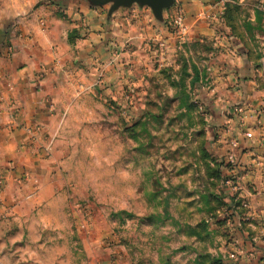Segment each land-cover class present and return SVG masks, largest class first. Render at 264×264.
<instances>
[{"label":"clouds","instance_id":"obj_1","mask_svg":"<svg viewBox=\"0 0 264 264\" xmlns=\"http://www.w3.org/2000/svg\"><path fill=\"white\" fill-rule=\"evenodd\" d=\"M163 3L165 17L133 24L105 22L95 0H0V264H203L206 228L207 250L225 260L229 232L248 242L235 249L244 262L264 252V0ZM197 9L222 48L188 63L211 82L193 90L174 71L144 80L164 107L140 114L137 136L140 122L126 124L140 107L137 63L182 67ZM214 159L231 162L227 187L212 183ZM213 191L231 207L210 195L207 206Z\"/></svg>","mask_w":264,"mask_h":264},{"label":"rangeland","instance_id":"obj_2","mask_svg":"<svg viewBox=\"0 0 264 264\" xmlns=\"http://www.w3.org/2000/svg\"><path fill=\"white\" fill-rule=\"evenodd\" d=\"M197 2H198V0H197ZM111 6H112V4H108L105 6L94 5L92 7V9H94V10L103 9V11L105 12L106 15L108 14V16H110V17L114 16L115 18H117L118 16L120 18L125 17V14L127 17H135V15L139 12L138 13L139 18L136 16L137 18L135 17V19H133V21H135V22H136V19L146 20V15L149 16V14L151 15V18H155L153 11L149 7L141 6L139 4H133L130 7H121L118 10L114 11L112 14H110ZM132 10H134L135 12L132 13L131 12ZM127 11H130V12L127 13ZM167 11H168V9L164 10L163 17L166 16ZM200 11H201L200 9H197L190 16V20H189L190 31L186 35L191 36V40L186 41L183 44V47L185 49H188L189 44H191V52L188 55H183L180 57V59L184 61V64L182 65V67L175 68V69L161 68L159 70L157 64H154L151 68H145V66L141 68V64H137V66L143 72V75L139 78V80L132 83V88H135L136 92L139 93V96L137 97V99L140 100V107L139 108L133 107L132 110L134 112H136L137 115L133 118V120L126 121V124H128L129 126H132L134 124V122H136V121L140 122L139 127L133 128V131L136 133L137 136H139V134L146 131L145 125H146L147 121L145 119H143V117L140 114L141 113H149L152 117H157V116H160L162 114V109L164 107L163 103L158 102V98L154 97L152 99H149L150 93L147 91H143V92L141 91V89L144 87V84H143L144 80H148L149 87H152L153 81H155L157 77L168 78L166 76V73L174 71L177 73H183V75L185 77H188L189 78L188 84L191 86V88L193 90H196L197 85L200 84L201 82H209V83L211 82L208 80L209 71H208L207 67L200 68L197 66V63H191V64L188 63L189 60L191 59V56L192 55H198L199 51L202 48H204L205 51L208 53L206 56H204V59H208L211 56L212 52H214L216 49L222 48V45L215 41L214 37H215V35H217V33H213L210 31V26L206 25L205 17L199 14ZM120 12L123 13V16L119 15ZM220 12H221V15L227 16L229 13L228 6L225 4V9H223V6H222L220 9ZM223 30H224L223 28H220V31H223ZM205 40H211L210 47L206 46L202 43ZM80 42L81 41L78 40L77 44L79 45ZM176 43H179V41H176ZM152 73H154V74H152ZM177 83H179V81H177ZM122 87H123L124 93L129 96V103H131L132 102L131 101V90L128 88L127 85H124ZM155 87L158 88L159 85L157 84V85H155ZM197 94L199 95V93H197ZM145 100H147L148 102L144 103ZM116 101H117V97L113 96L111 98L110 102L112 104H116ZM189 103H192V101H189ZM152 105H156V107L153 108ZM171 119H173V117H169V119L164 122V128H168L171 126V124H170ZM125 130H127V129H125ZM144 143H150V141H139L138 142L140 147H143ZM229 162L230 161H225L224 159H214L213 160L210 167L217 174V180L212 182L214 185L218 182V180H220L219 176H220V174H222L221 171H224L221 168H223V167L227 168L225 164L228 165ZM228 177H229V179H231L232 176L230 177V175L229 176L226 175V177H222V179L225 180ZM225 187H227V184H225ZM146 195L155 196V195H157V193L155 192V190H152V191H149L148 193H146ZM208 195L212 196L215 200L222 202L224 205H228L229 207H231L230 205H232V201H230L226 198L228 195L226 192L213 191V192L208 193L207 195H205L203 197L205 204L209 207L215 208L217 205L212 204L208 201ZM187 203L192 204V203H194V200L189 199L187 201ZM233 218H235V214H233ZM230 234L231 233H228V237H232ZM211 236H212V232L206 228L205 231L197 237V239H199V241L201 242L200 247L202 249H206L203 251V256H205L207 259L203 262V264H249V262H244L241 259V255H238V256H240L239 260H237L235 258L234 254L228 255V259L225 260L224 256L226 255V253L215 252L213 250H207V249H210L212 247V244L210 243V239H209V238H211ZM224 240L222 239V242H220L218 244L219 247H222L225 244L226 247L224 249H227L229 253H233L234 252L232 250L233 248L230 249L229 246L227 245L228 241L230 239L228 238V239H224ZM245 241L246 240H242L243 243ZM207 251H210V252H207Z\"/></svg>","mask_w":264,"mask_h":264},{"label":"crops","instance_id":"obj_3","mask_svg":"<svg viewBox=\"0 0 264 264\" xmlns=\"http://www.w3.org/2000/svg\"><path fill=\"white\" fill-rule=\"evenodd\" d=\"M92 11H98V13H99V16L100 17H102L103 18V20L105 21V22H111V20H113V19H115V17L114 16H108V14L106 15L105 14V12L103 11V9H100V10H94V9H91ZM135 10V9H134ZM134 10H132L131 12L133 13V12H135ZM122 12V11H121ZM119 13V15H121V16H123V13ZM126 12V11H125ZM128 12H130V11H127V13ZM139 13V12H138ZM138 13L135 15V17L137 16L138 18H139V16H138ZM147 14V13H146ZM145 14V15H146ZM136 17V18H137ZM149 16H147L146 15V19L148 18ZM125 17H122L121 19H124ZM0 23H3V21L2 20H0ZM132 23L134 24L135 23V21H133L132 20ZM101 27H103V24L101 25ZM190 28V27H189ZM81 43H86V41H81L79 44H81ZM137 64H141V68L142 67H144V65H143V63L142 62H139L138 61V63ZM157 66H158V69L160 70L161 68H165V67H161L160 66V64L159 63H157ZM241 147H244V154L246 155L247 154V148L245 147V146H241ZM230 163L231 162H229V164L228 165H230ZM225 165H227V164H225ZM224 165V166H225ZM222 170H224V171H222V175H223V177H226V175L227 176H229L230 175V177L232 176V169H231V167H227V168H221ZM229 174V175H228ZM229 178V177H228ZM240 199H244V197H240ZM238 203V202H237ZM231 206V205H230ZM232 222L233 223H235L236 221H235V218H233V220H232ZM229 233H231V232H229ZM232 237L231 238H229L230 240L228 241V246H229V248L230 249H232L233 251H234V255H235V258L238 256V255H241V259L243 260V255L240 253V252H238V251H235V249H237V248H239V247H248V242H242V240H244V239H242V238H240V237H235L234 236V234L233 233H231L230 234ZM224 240V239H223ZM239 241V243H236V241ZM225 241V240H224ZM201 243V242H200ZM226 243V242H225ZM218 247H219V245H218ZM223 248H225L226 246H225V244L222 246ZM253 247H255V244H254V242H253ZM207 252H210V251H207ZM216 252V251H215ZM202 255H203V251H202V253H201ZM247 262H249V264H264V252H259V251H257V254L254 256V259L253 260H250V261H247Z\"/></svg>","mask_w":264,"mask_h":264},{"label":"water","instance_id":"obj_4","mask_svg":"<svg viewBox=\"0 0 264 264\" xmlns=\"http://www.w3.org/2000/svg\"><path fill=\"white\" fill-rule=\"evenodd\" d=\"M108 4H112L110 14L121 7H130L133 4H139L141 6L149 7L155 16L156 12L160 11L161 17L163 18V12L167 9L163 0H95L96 6H105Z\"/></svg>","mask_w":264,"mask_h":264},{"label":"built area","instance_id":"obj_5","mask_svg":"<svg viewBox=\"0 0 264 264\" xmlns=\"http://www.w3.org/2000/svg\"><path fill=\"white\" fill-rule=\"evenodd\" d=\"M223 9H225V5H223ZM187 33H185V35H186ZM231 179H229V178H227V179H225V181H226V184H227V181H230Z\"/></svg>","mask_w":264,"mask_h":264},{"label":"trees","instance_id":"obj_6","mask_svg":"<svg viewBox=\"0 0 264 264\" xmlns=\"http://www.w3.org/2000/svg\"><path fill=\"white\" fill-rule=\"evenodd\" d=\"M221 173H222V171H221ZM219 177H220V179H222L223 175H222V174H220V176H219Z\"/></svg>","mask_w":264,"mask_h":264}]
</instances>
